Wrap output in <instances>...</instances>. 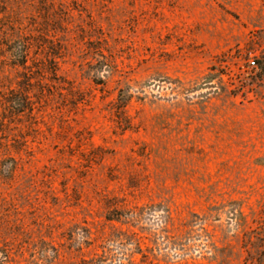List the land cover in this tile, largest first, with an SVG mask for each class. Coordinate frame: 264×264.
<instances>
[{
	"label": "rangeland",
	"instance_id": "obj_1",
	"mask_svg": "<svg viewBox=\"0 0 264 264\" xmlns=\"http://www.w3.org/2000/svg\"><path fill=\"white\" fill-rule=\"evenodd\" d=\"M0 264H264V0H0Z\"/></svg>",
	"mask_w": 264,
	"mask_h": 264
},
{
	"label": "built area",
	"instance_id": "obj_2",
	"mask_svg": "<svg viewBox=\"0 0 264 264\" xmlns=\"http://www.w3.org/2000/svg\"><path fill=\"white\" fill-rule=\"evenodd\" d=\"M252 64L254 65L255 64V61H252Z\"/></svg>",
	"mask_w": 264,
	"mask_h": 264
}]
</instances>
